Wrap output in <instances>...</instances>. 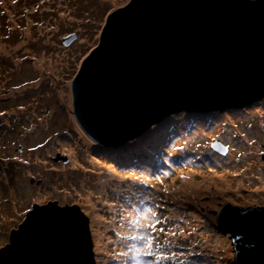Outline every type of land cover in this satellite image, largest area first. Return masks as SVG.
<instances>
[{"label": "rangeland", "instance_id": "obj_1", "mask_svg": "<svg viewBox=\"0 0 264 264\" xmlns=\"http://www.w3.org/2000/svg\"><path fill=\"white\" fill-rule=\"evenodd\" d=\"M129 2L0 0V246L36 203L56 199L61 205L79 202L90 212L95 264H113L114 256L127 252L130 221L149 207L161 220L176 218L158 227L183 228L190 242L208 239L196 258L217 251L224 263L236 264L235 245L218 226V212L222 203L233 201L264 207L259 172L260 165L264 168V103L247 110H179L124 143L103 148L76 120L72 82L99 44L107 16ZM71 33L77 38L65 45ZM216 139L228 146L227 153L212 147ZM158 146L160 154L153 151ZM196 146L205 157L196 156ZM185 149L190 151L180 152ZM122 150L127 153L120 156ZM112 152L119 153L112 159ZM57 153L69 161H55ZM187 171L201 189L182 186ZM134 176L146 182L129 186ZM220 177L225 182L217 181ZM195 192L200 193L196 198Z\"/></svg>", "mask_w": 264, "mask_h": 264}, {"label": "water", "instance_id": "obj_2", "mask_svg": "<svg viewBox=\"0 0 264 264\" xmlns=\"http://www.w3.org/2000/svg\"><path fill=\"white\" fill-rule=\"evenodd\" d=\"M76 38L71 33L63 43ZM71 91L76 120L102 146L120 145L179 110L261 105L264 0H130L107 16ZM214 144L227 153L222 141ZM53 159L69 161L63 153ZM37 208L45 211L29 223ZM55 209L72 212L61 216ZM225 209L235 213L226 217ZM218 214V226L235 245V263L264 264V207L233 201ZM11 231L0 264H95L90 212L79 202L36 203Z\"/></svg>", "mask_w": 264, "mask_h": 264}, {"label": "snow or ice", "instance_id": "obj_3", "mask_svg": "<svg viewBox=\"0 0 264 264\" xmlns=\"http://www.w3.org/2000/svg\"><path fill=\"white\" fill-rule=\"evenodd\" d=\"M101 45L95 51L100 49ZM93 53L86 60L88 61L87 65L85 63L86 68L92 62L90 58L93 57ZM212 147L215 148L216 145L214 144ZM224 151H227V149H224ZM117 176H119V173H117ZM133 179L141 184L146 182L140 180L139 177H133ZM157 207H163V205ZM44 211L45 208H37L31 213V218L29 217L28 222L31 223L32 221L37 220L40 214ZM55 211L61 216L70 215L72 212L71 209H55ZM234 213V209L224 210V215L226 217ZM159 215L158 211L149 207L146 211H141L137 214L139 218H133L130 221V224L133 226V231L127 235L126 239L131 241V243L127 245V252H121L119 253V256H129V254H131L130 259L137 262L141 261L144 257H152L155 264H162L164 261H175L179 257L184 256V253L165 250V245L170 246L175 242L174 240H170L169 237H176L178 234L183 235L184 229L180 228L178 231H170L166 230L163 226L158 227V225H162L163 223H168L171 220L176 219L175 217L165 216L163 217V220H161ZM192 231H195V229H192ZM156 233H163V242H161V239L155 235ZM119 256L116 258H119Z\"/></svg>", "mask_w": 264, "mask_h": 264}, {"label": "trees", "instance_id": "obj_4", "mask_svg": "<svg viewBox=\"0 0 264 264\" xmlns=\"http://www.w3.org/2000/svg\"><path fill=\"white\" fill-rule=\"evenodd\" d=\"M92 142L98 148H103L104 147V146H102V145L94 142L93 140H92ZM114 153H116V152H114ZM114 153L112 152L110 154L111 157L114 156ZM191 155L192 154H190V156ZM112 159H113V157H112ZM259 169H262L263 170L262 176H264L263 175L264 174V168L260 165L259 166ZM143 171H144L143 172L144 175H147L146 174L147 172L145 170H143ZM187 172L183 176H187L188 175ZM138 174H141V173H138ZM190 174H192V173H190ZM191 176L193 177V175H189L190 178H191ZM176 192H179V190L176 191ZM179 236H181V238H178V237L177 238L176 237H169L170 240H173L174 239L175 242L173 244H171L170 246L169 245H165V250L166 251H171L172 250V251H176L178 253H184V256L179 257L175 261H166V262H169L168 264H190V263L191 264H233V263L230 262V260L229 261L225 260V263H224V261H223L224 259H222L220 257V254H218V256H217V251H215V252L210 251V253L203 254V256L200 257V258H196V256L198 255V253H202L201 251H203V249H199V246L205 248L206 245H207V244L205 245V243H206V241H208V239L205 236H203L202 238L198 237L200 239L195 240L194 242L188 241V239H187V237L185 235H179ZM158 237L161 239V242H163V233H160V235H158ZM129 244H130V242H129ZM129 244H127V245H129ZM127 245H126V248H127ZM175 247L178 250H176ZM167 248H171V249L170 250L169 249L167 250ZM215 249H217V248H215ZM211 253H214V254H211ZM130 256H131V254H129V256H119V258H116L117 257V255H116V256H114V258H112V262H113V264H142L143 263L142 261L137 262V261H134V260L130 259ZM144 259L147 260V264H155V263H153V258L152 257H144ZM150 259H152V262L149 261ZM125 260L127 261V263L126 262L124 263Z\"/></svg>", "mask_w": 264, "mask_h": 264}, {"label": "bare ground", "instance_id": "obj_5", "mask_svg": "<svg viewBox=\"0 0 264 264\" xmlns=\"http://www.w3.org/2000/svg\"><path fill=\"white\" fill-rule=\"evenodd\" d=\"M43 58V57H42ZM48 67L50 68V65H48ZM61 99H64V96H61ZM65 101H67V102H71V99H70V97L68 96V97H65ZM73 100V99H72ZM73 104V103H72ZM181 119H184V117L183 118H181ZM188 125H190V122H188L187 123ZM184 125L185 126H187L186 125V123H184V124H181V126L182 127H184ZM186 138V137H185ZM151 140L149 139L148 140V142H150ZM163 141H166V140H163ZM162 141V142H163ZM179 144H181L180 142H179ZM237 149H239L240 150V148H239V146H237L236 147ZM156 154H160V152L162 151V149L158 146V147H155V149L153 150ZM190 150L189 149H185L184 151H180V152H185V153H187V152H189ZM194 151H195V154L197 155V156H199V157H202V156H204V155H206V154H204V149H201L200 147H198V146H196L195 148H194ZM122 153H119V152H116V153H119L120 154V156L121 155H124V153L126 152V150H122L121 151ZM127 153V152H126ZM151 155H152V153H150ZM113 157H117L116 155H114ZM115 162V161H114ZM116 162H118L117 160H116ZM252 165V164H251ZM251 169H255V167H253V166H251ZM223 171H225V170H223ZM259 171H263L262 169H260ZM115 174H117L118 172H114ZM225 173H228V171H225ZM187 176H183V182H182V186L183 187H187V188H189V189H193L194 191L195 190H199V189H201V187H198V184L196 183V181H195V176H191V178L189 177V175H191L190 174V172H187ZM134 175V174H133ZM147 175H144V177H146ZM135 177V176H134ZM214 177H216V172H214V175H213V177L212 178H214ZM148 178V177H147ZM139 179L140 180H142L141 179V176H139ZM234 180V179H233ZM143 181V180H142ZM217 181H221V182H225V180H223V178L222 177H220V178H217ZM133 183H137V181H135L133 178H132V182L129 184V186L130 185H132ZM99 188H100V191L101 190H104L105 189V185H104V183L103 182H99ZM195 194V196H194V198H196L197 197V195L198 194H200V193H198V192H195L194 193ZM133 199H135V198H133ZM137 206L140 204L139 203V201L137 200L136 201V199L133 201ZM89 208H91V209H93L94 210V212H95V209H94V205L93 204H90L89 206H88ZM97 211V210H96ZM95 218H92V220H93V222L94 223H96L97 225H98V220H100L99 218H98V214H95V216H94ZM100 223H101V221H100Z\"/></svg>", "mask_w": 264, "mask_h": 264}]
</instances>
